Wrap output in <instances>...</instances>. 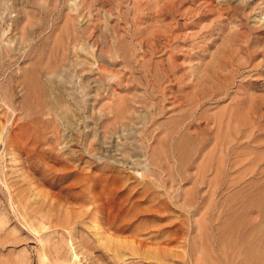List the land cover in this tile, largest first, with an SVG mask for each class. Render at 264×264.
<instances>
[{
	"label": "rangeland",
	"instance_id": "374dc122",
	"mask_svg": "<svg viewBox=\"0 0 264 264\" xmlns=\"http://www.w3.org/2000/svg\"><path fill=\"white\" fill-rule=\"evenodd\" d=\"M69 244L264 264V0H0V264Z\"/></svg>",
	"mask_w": 264,
	"mask_h": 264
},
{
	"label": "bare ground",
	"instance_id": "6f19581e",
	"mask_svg": "<svg viewBox=\"0 0 264 264\" xmlns=\"http://www.w3.org/2000/svg\"><path fill=\"white\" fill-rule=\"evenodd\" d=\"M114 41H116V40H114ZM111 42V41H110ZM109 42V43H110ZM106 43V42H105ZM113 45H114V43H113ZM116 45V44H115ZM106 46V45H105ZM108 46V45H107ZM118 46V45H117ZM141 46H142V44H141ZM113 47V46H112ZM108 48H109V50H110V48H111V45H110V47L108 46ZM107 49V48H106ZM106 49H105V51H106ZM113 48H111V52H113L114 50H112ZM117 50V49H116ZM148 50V49H147ZM100 51V50H99ZM114 52H117V51H114ZM118 52H119V50H118ZM110 53V52H109ZM120 53H121V51H120ZM138 54H139V51L137 52ZM122 54V53H121ZM124 56H125V54H123ZM102 56V55H101ZM117 56H118V54H117ZM139 56V55H138ZM98 57V56H97ZM103 57V56H102ZM112 57H113V54H112ZM120 57V56H119ZM126 57V56H125ZM104 58H105V56H104ZM115 57H113V59H114ZM141 58V57H140ZM113 59H112V61H113ZM119 59V58H118ZM127 59V58H126ZM126 59H125V62H126ZM109 60V59H108ZM120 60V59H119ZM143 60V59H142ZM144 61V60H143ZM118 62V61H117ZM121 62V61H120ZM134 62V61H133ZM109 63V62H108ZM113 63V62H112ZM122 63V62H121ZM134 63H136V62H134ZM150 63V62H149ZM115 64V63H114ZM125 64V63H124ZM131 64V63H130ZM139 64V63H138ZM145 64H147V63H145ZM101 64H99L98 66H100ZM123 65V64H122ZM135 65V64H134ZM139 66V65H138ZM145 66V65H144ZM97 67V66H96ZM142 67V66H141ZM124 68H126V67H124ZM144 68V67H143ZM99 69V68H98ZM103 69H101V71H102ZM109 70V69H108ZM107 70V71H108ZM53 71V70H52ZM104 71L107 73V71L104 69ZM60 72V71H59ZM63 72V71H62ZM95 72V71H94ZM110 72V71H109ZM103 73V72H102ZM53 74H55L54 72H53ZM60 74H61V72H60ZM105 74V73H104ZM112 74H113V72H112ZM51 76H53L52 75V73L50 74ZM57 75H58V72H57ZM111 75V74H110ZM109 75V76H110ZM50 76V77H51ZM96 76V75H95ZM105 76V75H104ZM118 76V75H117ZM106 77H108V75H106ZM115 77V76H114ZM96 78V77H95ZM94 78V80H96V83H97V79H95ZM116 78V77H115ZM88 79V78H87ZM51 80V79H50ZM57 80V79H56ZM89 80H91V79H89ZM93 80V81H94ZM111 80V79H110ZM115 80V79H114ZM92 81V80H91ZM112 81V80H111ZM95 82V81H94ZM100 82V79H98V83ZM102 82H103V80H102ZM93 83V82H92ZM49 85V84H48ZM41 87V86H40ZM46 90V89H45ZM42 91H43V89H42ZM39 92V91H38ZM49 92V91H48ZM47 92V93H48ZM105 92V91H104ZM44 96V95H43ZM50 96H51V94H50ZM60 97V96H59ZM59 97L57 96V98L59 99ZM110 98V97H109ZM62 100V99H61ZM111 100V99H110ZM112 101H114V100H112ZM113 103V102H112ZM52 104V103H51ZM52 108H53V106H52ZM111 108H108L106 111H107V116H109L110 114H112V115H114V113H111ZM103 111H105V110H103ZM113 112V111H112ZM100 113L102 114V116L103 117H106L105 115V112H102V110L100 111ZM120 112L118 111V114H119ZM62 115V114H61ZM117 117H118V115H117ZM56 118H58V120L59 121H61V116H59V115H57L56 116ZM55 130V129H54ZM62 156L61 155H58V154H56L55 155V159H56V161H57V163L56 164H58V163H60L61 162V160H60V158H61ZM109 220V219H108ZM107 220V221H108ZM130 222V221H129ZM109 223V222H108ZM111 224H113L112 222H111ZM115 224V223H114ZM127 224H128V221H127ZM108 225V224H107ZM123 225V224H122ZM110 226V225H109ZM128 226V225H127ZM112 227H113V225H112ZM111 226L109 227V229H107L108 230V232H109V230H111V232L113 231V233H115V232H117L119 229H122V228H125L126 226L124 225V226H121V228L118 226V227H116L115 225H114V227L112 228ZM124 230V229H123ZM71 244V243H70ZM69 244V245H70ZM68 245V246H69ZM88 248V247H87ZM75 249L76 248H73V246L72 245H70L69 247H68V250H67V253L68 254H71V257H73V263L72 264H79V263H77V262H79V261H77L76 262V260L78 259V255L76 254V252H75ZM58 252V251H57ZM58 255V257L60 256V254H57ZM62 257V256H61ZM63 258H64V256H63ZM45 259V258H44ZM66 259H67V262L69 261L68 260V258L66 257ZM63 260V259H62ZM57 262V261H56ZM62 262V261H61ZM70 262V261H69ZM68 262V263H69ZM55 263V262H54ZM41 264H46L45 263V260H42V262H41ZM55 264H65V261L64 262H62V263H55Z\"/></svg>",
	"mask_w": 264,
	"mask_h": 264
}]
</instances>
